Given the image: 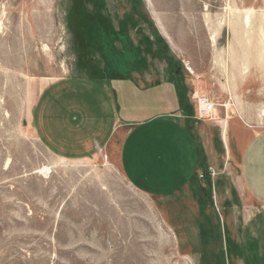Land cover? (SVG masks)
Wrapping results in <instances>:
<instances>
[{
  "label": "rangeland",
  "instance_id": "1",
  "mask_svg": "<svg viewBox=\"0 0 264 264\" xmlns=\"http://www.w3.org/2000/svg\"><path fill=\"white\" fill-rule=\"evenodd\" d=\"M244 12L250 32L235 26ZM261 23L264 0H0V264H235L229 246L221 263L207 254L215 206L146 196L114 160L125 122L141 127L134 140L196 154L171 122L204 121L198 97L217 104L211 124L243 117V145L264 129ZM242 197L228 214L247 210Z\"/></svg>",
  "mask_w": 264,
  "mask_h": 264
},
{
  "label": "crops",
  "instance_id": "2",
  "mask_svg": "<svg viewBox=\"0 0 264 264\" xmlns=\"http://www.w3.org/2000/svg\"><path fill=\"white\" fill-rule=\"evenodd\" d=\"M176 118L178 120L171 123L177 126L178 133L191 135L195 148L191 145L189 150L194 148L196 154L182 157L180 142L174 147H164L159 140L148 143L141 138L134 140L136 129L141 127L125 122L123 125L129 129H122L115 165L126 180L146 196L174 198L188 192L190 198L198 201L197 209L203 200L209 203L204 204L206 208L215 206L221 224V240L218 247L210 243L207 254L220 256V263L224 261L225 254L230 255L229 246L233 251L232 260L241 264V259L233 255L236 249L242 248L245 239L251 238L253 250L248 253L253 256V264H264V129L252 134L243 145L247 130L243 128V117L239 114L234 117L227 114L225 122L215 119L213 124L206 120L197 122L186 112ZM116 139L114 132L108 137L107 145L104 143L102 147L114 146ZM137 143H143L139 149ZM188 144H191V139ZM209 169L216 173L215 180L211 178ZM200 175L203 177L199 178ZM227 175H231V179ZM242 196L246 197L243 206L247 210L243 207L242 212L228 214L229 210H238L242 206ZM200 217L203 218L200 222L204 232L208 233L212 223L205 216V210ZM213 263L218 264L219 259Z\"/></svg>",
  "mask_w": 264,
  "mask_h": 264
},
{
  "label": "bare ground",
  "instance_id": "3",
  "mask_svg": "<svg viewBox=\"0 0 264 264\" xmlns=\"http://www.w3.org/2000/svg\"><path fill=\"white\" fill-rule=\"evenodd\" d=\"M248 3V2H247ZM224 9V8H223ZM226 9V8H225ZM228 10L230 11V8H228ZM251 10V9H250ZM246 12V11H245ZM244 12V13H245ZM249 12V11H248ZM251 12V11H250ZM231 14V13H230ZM207 17H209V16H207ZM236 19H237V21H238V23L235 25L236 27H239V29H240V26L242 25V28H247L248 29V32H250L249 30L251 29V30H253V24L251 23V16H250V14L249 13H245L244 14V16L243 17H241L240 15H237L236 17H235ZM207 19V18H206ZM208 20V19H207ZM206 23H208V22H210L209 20H208V22L207 21H205ZM197 25V24H196ZM200 25V24H199ZM205 25V24H204ZM220 25V24H219ZM218 25V26H219ZM201 26V25H200ZM259 28H258V35H259V37H260V43H259V46L261 47V46H264V23H261V25H259L258 26ZM232 30H234V29H232ZM200 33V32H199ZM213 33V32H212ZM199 35V34H198ZM254 35V34H253ZM245 37V36H244ZM214 38V37H213ZM237 39V38H236ZM239 40V39H238ZM242 40V39H241ZM212 41H213V39H212ZM214 42V41H213ZM214 44V43H213ZM250 44V43H249ZM217 46V45H216ZM251 48H253L252 46H251ZM259 48V47H258ZM264 48V47H263ZM243 49V48H242ZM244 51V50H243ZM243 51L241 50V52L243 53ZM263 50H262V48H260V49H258L257 51H256V53H257V55H258V58H260V56L262 55V52ZM229 53H231V54H233V50H232V48H230V50H229ZM233 58H234V56H233ZM237 61H238V59H236V60H232V64L234 65V66H238V63H237ZM240 67H241V72L240 73H245V71H246V69L247 68H242V65L240 64ZM234 69H236L235 67H234ZM231 76H232V74H231ZM226 86H227V83H226ZM226 107H227V109L229 108V105H226ZM40 174H43L44 176H46L47 175V177L49 176L48 175V173H49V168H47V167H44V168H42L40 171H38ZM50 174V173H49Z\"/></svg>",
  "mask_w": 264,
  "mask_h": 264
},
{
  "label": "built area",
  "instance_id": "4",
  "mask_svg": "<svg viewBox=\"0 0 264 264\" xmlns=\"http://www.w3.org/2000/svg\"><path fill=\"white\" fill-rule=\"evenodd\" d=\"M197 102V118L199 120H212L215 113L217 104L206 97H198L195 99ZM226 108V106H225Z\"/></svg>",
  "mask_w": 264,
  "mask_h": 264
}]
</instances>
